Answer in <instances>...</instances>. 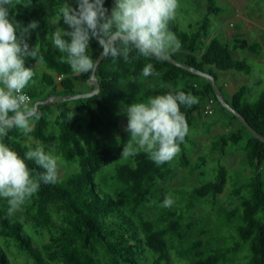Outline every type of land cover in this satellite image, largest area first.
I'll return each instance as SVG.
<instances>
[{
  "label": "trees",
  "instance_id": "trees-1",
  "mask_svg": "<svg viewBox=\"0 0 264 264\" xmlns=\"http://www.w3.org/2000/svg\"><path fill=\"white\" fill-rule=\"evenodd\" d=\"M67 1L77 6L76 0H14L15 7L10 8L14 23L27 26L37 22L27 42L30 47L37 46L39 54L37 59L26 57L25 66L34 68L40 63L45 70L40 75L33 70V81L24 89L32 105L50 95L78 94L76 87L90 79L92 72L74 73L62 63L61 53L49 39L50 21L45 12H59ZM104 5L110 12L114 0H104ZM221 10L217 0H205L203 14L188 23L187 29L175 19L170 21L169 30L181 47L167 55L200 70L207 66L248 73L246 61L234 58L227 44L210 34L211 16H219ZM58 28L68 29L60 17ZM236 47L253 53L260 50L259 43L245 44L238 39L233 44ZM101 51L92 38L89 54L94 63ZM147 63H152L158 75L143 77ZM206 71L214 75L210 69ZM95 76L97 94L40 104V119L33 118L32 132L12 128L3 138L21 157L29 146L40 145L74 170L62 176L58 166L57 181L41 182L38 192L11 215L7 199L0 197V264H264V141L229 112L250 133L243 152L253 174L229 186L224 203H219V197L225 193L228 174L222 164L214 179L190 187H170L176 177L170 162L158 166L143 152L122 156L127 136L121 133L117 141L109 137L121 124L113 104L128 107L138 99L173 89L190 92L199 102L180 108L191 128L208 101L218 99L211 83L164 58H145L136 51L128 61L122 56H104ZM215 80L217 83L216 76ZM89 85L87 92L94 89ZM218 88L223 100L264 137V91L257 101L248 103L250 86L242 85L229 97ZM241 139L238 131L221 133L214 136L211 149L223 155L229 145H237ZM191 142L188 132L180 143V169L190 168L184 148ZM198 161L190 173L197 170L203 174L200 168L205 159L199 155ZM26 163L33 175L43 171L34 161ZM109 169L111 173H107ZM166 196L174 200L171 207L162 206ZM29 228L46 239L35 245Z\"/></svg>",
  "mask_w": 264,
  "mask_h": 264
},
{
  "label": "clouds",
  "instance_id": "clouds-1",
  "mask_svg": "<svg viewBox=\"0 0 264 264\" xmlns=\"http://www.w3.org/2000/svg\"><path fill=\"white\" fill-rule=\"evenodd\" d=\"M76 5L64 3L59 8L60 18L68 29L55 30L49 36L53 47L61 53V62L68 64L74 73L94 70V60L89 54L92 38L99 43L103 56L113 59L122 56L125 61L133 51L138 56L159 60L181 47L169 30L178 0H114L110 12L104 0H76ZM12 7L14 0H0V197L7 199L9 215L38 192L41 182L55 183L58 173L57 158L42 146H29L21 157L3 142L12 128L25 134L32 132L31 121L41 115L24 92L34 77L33 68L25 66V58L37 59L39 54V48L30 47L27 42L37 22L27 26L14 23L10 18ZM142 75L158 74L152 63H147ZM198 102L190 92L173 89L128 105L126 130L130 139L122 156L128 158L143 152L158 166L170 162L180 152V143L189 132L180 105L191 107ZM26 160L34 161L43 171L33 175ZM173 203L171 196H166L162 206L171 207Z\"/></svg>",
  "mask_w": 264,
  "mask_h": 264
},
{
  "label": "rangeland",
  "instance_id": "rangeland-1",
  "mask_svg": "<svg viewBox=\"0 0 264 264\" xmlns=\"http://www.w3.org/2000/svg\"><path fill=\"white\" fill-rule=\"evenodd\" d=\"M73 7L71 1H67ZM217 4L221 7L219 16H211L210 34L218 38L223 43L227 44V50L231 55L240 60H245L249 66V72L232 70H218L203 66V71L207 72L210 69L217 78V84L222 87L225 97H229L233 92L238 90L242 85L251 87V91L246 95V101L253 103L258 100L260 94L264 91V34L261 29L254 28L251 31L245 29L248 21H259L264 26V0H217ZM205 0H178V8L175 13V20L180 27L187 29L188 23H194L204 12ZM50 12H45L46 17L50 21V34L58 28L59 12L55 9ZM257 16L258 18H255ZM259 24V23H258ZM256 27V25H255ZM258 27V26H257ZM243 32H238L240 30ZM256 31V32H255ZM255 33L263 40H259L260 50L256 53L250 52L247 49L239 47L233 48L235 39L241 40L245 44L251 43V38L256 37ZM262 47V48H261ZM176 55V54H175ZM177 56V55H176ZM33 70L37 74H41L45 70L42 64L36 63L33 65ZM92 84L90 80L88 83L80 84L76 87L79 93H85ZM78 93V94H79ZM34 106V104H33ZM115 110L120 114L121 124L120 130L112 131L109 137L117 141L121 133L127 136V141L130 139V132L126 130L128 123L127 106L125 104L114 103ZM222 102L217 99L212 105L213 114L205 115L200 112L201 116L196 117L195 124L189 128V135L192 137V142L185 145L186 153L190 158V168L198 163V156L204 157L205 164L200 168L203 174H199L197 170L190 173V168L180 169L177 166L179 153L170 161L171 166L176 172L175 179L168 184L170 187L186 186L190 187L194 184H201L207 180L214 179L216 168L222 164L228 174L227 187L225 193L220 195L219 203H224L228 199L226 193L234 182H242L248 179L253 174V169L246 165V160L243 152L245 141L250 138L248 130L241 127L240 122L233 118L232 115L222 108ZM33 120L31 126H33ZM240 132L242 139L237 145H229L223 155H219L211 149V141L214 136L221 133ZM28 138L27 140H29ZM181 151V150H180ZM59 174L65 175L73 171V166H66L59 158ZM109 169L107 173H111ZM261 172L264 179V162L261 166ZM224 200V201H223ZM200 212V210H196ZM31 233L35 245H39L46 239V235H36L31 228L28 229Z\"/></svg>",
  "mask_w": 264,
  "mask_h": 264
},
{
  "label": "water",
  "instance_id": "water-1",
  "mask_svg": "<svg viewBox=\"0 0 264 264\" xmlns=\"http://www.w3.org/2000/svg\"><path fill=\"white\" fill-rule=\"evenodd\" d=\"M102 51L100 52V54L98 55L96 61H95V68L94 70L92 71L91 73V76H90V82L94 85V89L92 91H89V92H85V93H79V94H74V95H71V96H55V95H50L47 99H44V100H40V101H37L35 102L34 106L37 108L38 105L40 104H45V103H48V102H61V101H64L66 99H77V98H82V97H90L94 94H97L99 92V84H98V80L95 76V70H96V67L97 65L101 62V60L103 59V55L101 54ZM165 60H167L168 62L180 67V68H183L189 72H192L198 76H201L205 79H207L212 87H213V90H214V93L215 95L217 96V98L222 102V105L223 107L228 111L230 112L231 114H233L248 130L249 132L254 136L256 137L257 139L261 140V141H264V137L260 136L256 131L255 129H253L248 123L247 121L245 120V118L243 117V115L237 111L236 109H234L229 103L225 102L221 96V92L218 88V85L216 83V80H215V76L208 73V72H204L203 70H200V69H197L195 67H192V66H189L169 55H166L164 57Z\"/></svg>",
  "mask_w": 264,
  "mask_h": 264
},
{
  "label": "crops",
  "instance_id": "crops-1",
  "mask_svg": "<svg viewBox=\"0 0 264 264\" xmlns=\"http://www.w3.org/2000/svg\"><path fill=\"white\" fill-rule=\"evenodd\" d=\"M261 14L264 16V12H261ZM255 18H258L257 16H255ZM259 23V24H258ZM256 25V27H255ZM258 26V27H257ZM253 27L256 29V28H259L262 30L263 34H264V26L261 25V22L259 21H248V23L246 24V27L245 29L248 30V31H251L253 29ZM238 32H243V30L241 29L240 31ZM256 32V31H255ZM256 37L254 38H251V43H259V40H263V37L261 38L259 35H257V33H255ZM262 48V47H261Z\"/></svg>",
  "mask_w": 264,
  "mask_h": 264
},
{
  "label": "built area",
  "instance_id": "built-area-1",
  "mask_svg": "<svg viewBox=\"0 0 264 264\" xmlns=\"http://www.w3.org/2000/svg\"><path fill=\"white\" fill-rule=\"evenodd\" d=\"M58 79H60V77L58 78ZM26 94V93H25ZM27 95V94H26ZM28 96V95H27ZM29 97V96H28ZM30 98V97H29ZM30 101H31V99H30ZM32 102V101H31ZM213 104V101H212V99H210L209 101H208V103L204 106V108H203V113L205 114V115H211V114H213V110H212V108H211V105Z\"/></svg>",
  "mask_w": 264,
  "mask_h": 264
}]
</instances>
